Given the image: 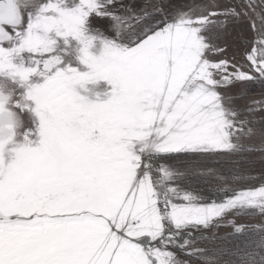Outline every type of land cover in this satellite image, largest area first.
Returning <instances> with one entry per match:
<instances>
[{
    "label": "snow or ice",
    "instance_id": "1",
    "mask_svg": "<svg viewBox=\"0 0 264 264\" xmlns=\"http://www.w3.org/2000/svg\"><path fill=\"white\" fill-rule=\"evenodd\" d=\"M256 164L264 0H0V264H264Z\"/></svg>",
    "mask_w": 264,
    "mask_h": 264
},
{
    "label": "rangeland",
    "instance_id": "2",
    "mask_svg": "<svg viewBox=\"0 0 264 264\" xmlns=\"http://www.w3.org/2000/svg\"><path fill=\"white\" fill-rule=\"evenodd\" d=\"M177 2H181V0H177ZM201 2H206V0H201ZM217 2L221 5L229 3V0H217ZM232 3H235L236 0H231ZM94 25L98 26L99 28L107 31V25L109 21L102 20V19H94ZM243 35L247 40H252L254 38V30L252 29L249 22L245 21L243 25ZM215 43L220 46L224 47L226 49L223 56L220 55H210V58L213 60H218L224 57H227L229 59H235L238 63H246V61L243 58V53L245 50V46L240 42L239 38V28L237 26L229 25L228 29L225 30L223 35L220 39L216 40ZM250 47V45H249ZM89 87H92L91 85ZM101 87H103V84H101ZM229 92H235V88L228 89ZM253 93L257 95L259 94V89H253ZM249 173L252 177L257 178L262 173H264V166H261L260 164H256L252 166L249 169ZM240 223H258L259 218L257 220H249L247 218L242 219L238 221ZM218 234H224L231 232L232 229L230 227H221L218 230Z\"/></svg>",
    "mask_w": 264,
    "mask_h": 264
}]
</instances>
